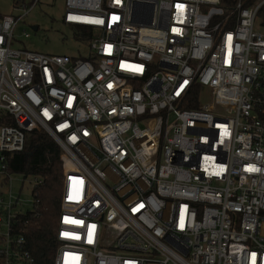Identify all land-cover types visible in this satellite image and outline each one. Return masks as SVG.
Returning a JSON list of instances; mask_svg holds the SVG:
<instances>
[{"label": "built area", "instance_id": "2783aa9c", "mask_svg": "<svg viewBox=\"0 0 264 264\" xmlns=\"http://www.w3.org/2000/svg\"><path fill=\"white\" fill-rule=\"evenodd\" d=\"M40 1L0 15V264H35L4 188L41 129L63 151L53 264H264V0H65L85 55L13 47Z\"/></svg>", "mask_w": 264, "mask_h": 264}, {"label": "trees", "instance_id": "16d2710c", "mask_svg": "<svg viewBox=\"0 0 264 264\" xmlns=\"http://www.w3.org/2000/svg\"><path fill=\"white\" fill-rule=\"evenodd\" d=\"M258 16L259 23L264 27V5ZM72 28L75 38L85 40L92 36L93 29L90 26ZM188 106L196 107L197 102H191ZM62 154L58 142L43 129L28 132L24 149L8 154L10 173L42 180L36 189L38 202L34 209L18 216L19 229L27 238L35 264L54 262L64 179Z\"/></svg>", "mask_w": 264, "mask_h": 264}, {"label": "rangeland", "instance_id": "374dc122", "mask_svg": "<svg viewBox=\"0 0 264 264\" xmlns=\"http://www.w3.org/2000/svg\"><path fill=\"white\" fill-rule=\"evenodd\" d=\"M12 0H0V15L11 13ZM66 10L65 0H41L25 15L15 32L13 47L28 48L34 51L50 54L85 55L89 46L83 40L75 38L71 25L64 22ZM24 14V10L17 11ZM259 24V22H257ZM37 26V29H34ZM257 28L262 29L257 25ZM27 32L28 37L24 35ZM12 185L5 186L6 193L18 198L15 211L27 212L33 209V193L31 187L34 182L24 179L22 175H11Z\"/></svg>", "mask_w": 264, "mask_h": 264}, {"label": "water", "instance_id": "95a60500", "mask_svg": "<svg viewBox=\"0 0 264 264\" xmlns=\"http://www.w3.org/2000/svg\"><path fill=\"white\" fill-rule=\"evenodd\" d=\"M38 27L37 26H34V29H37Z\"/></svg>", "mask_w": 264, "mask_h": 264}, {"label": "crops", "instance_id": "0c3cea01", "mask_svg": "<svg viewBox=\"0 0 264 264\" xmlns=\"http://www.w3.org/2000/svg\"><path fill=\"white\" fill-rule=\"evenodd\" d=\"M3 15V14H2Z\"/></svg>", "mask_w": 264, "mask_h": 264}]
</instances>
